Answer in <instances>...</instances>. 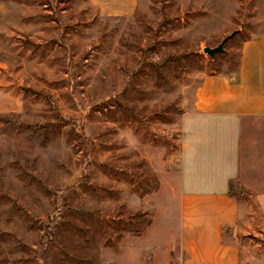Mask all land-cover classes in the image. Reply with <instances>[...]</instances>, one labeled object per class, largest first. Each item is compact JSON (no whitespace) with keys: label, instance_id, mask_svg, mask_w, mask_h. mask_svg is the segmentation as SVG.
<instances>
[{"label":"rangeland","instance_id":"rangeland-1","mask_svg":"<svg viewBox=\"0 0 264 264\" xmlns=\"http://www.w3.org/2000/svg\"><path fill=\"white\" fill-rule=\"evenodd\" d=\"M124 1L0 0V264L185 257L182 120L205 75L236 71L261 0ZM241 160L240 258L264 264V120Z\"/></svg>","mask_w":264,"mask_h":264},{"label":"crops","instance_id":"crops-1","mask_svg":"<svg viewBox=\"0 0 264 264\" xmlns=\"http://www.w3.org/2000/svg\"><path fill=\"white\" fill-rule=\"evenodd\" d=\"M261 6L260 27L242 41L236 71L205 75L182 120L181 264H242L237 229L250 216L230 185L242 167L243 129L264 120V0ZM254 195L264 203V194Z\"/></svg>","mask_w":264,"mask_h":264},{"label":"water","instance_id":"water-1","mask_svg":"<svg viewBox=\"0 0 264 264\" xmlns=\"http://www.w3.org/2000/svg\"><path fill=\"white\" fill-rule=\"evenodd\" d=\"M238 30H234L232 33L227 35L217 46L215 47H210L206 46L204 47V51L209 54L210 58H214L216 54L221 53L225 50V43L227 40L232 38Z\"/></svg>","mask_w":264,"mask_h":264},{"label":"trees","instance_id":"trees-1","mask_svg":"<svg viewBox=\"0 0 264 264\" xmlns=\"http://www.w3.org/2000/svg\"><path fill=\"white\" fill-rule=\"evenodd\" d=\"M231 188H232V184L230 185V194H232V190H231ZM232 195H234V194H232ZM235 196V195H234Z\"/></svg>","mask_w":264,"mask_h":264}]
</instances>
